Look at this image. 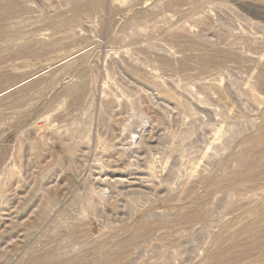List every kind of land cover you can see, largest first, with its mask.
<instances>
[{"label":"rangeland","instance_id":"374dc122","mask_svg":"<svg viewBox=\"0 0 264 264\" xmlns=\"http://www.w3.org/2000/svg\"><path fill=\"white\" fill-rule=\"evenodd\" d=\"M0 264H264V0H0Z\"/></svg>","mask_w":264,"mask_h":264}]
</instances>
